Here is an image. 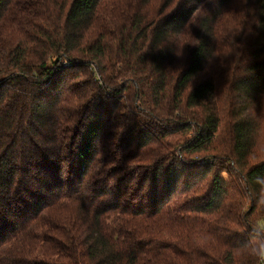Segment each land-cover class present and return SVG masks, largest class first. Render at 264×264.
Wrapping results in <instances>:
<instances>
[{
    "label": "trees",
    "instance_id": "obj_1",
    "mask_svg": "<svg viewBox=\"0 0 264 264\" xmlns=\"http://www.w3.org/2000/svg\"><path fill=\"white\" fill-rule=\"evenodd\" d=\"M0 264H264V0H0Z\"/></svg>",
    "mask_w": 264,
    "mask_h": 264
}]
</instances>
